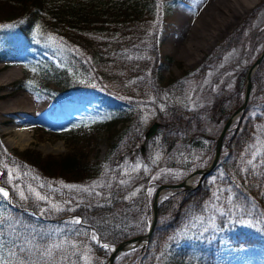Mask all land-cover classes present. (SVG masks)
<instances>
[{
  "label": "trees",
  "instance_id": "16d2710c",
  "mask_svg": "<svg viewBox=\"0 0 264 264\" xmlns=\"http://www.w3.org/2000/svg\"><path fill=\"white\" fill-rule=\"evenodd\" d=\"M159 1L163 0H0V35L6 45L5 53L49 55V59L30 57L27 60V65L38 75L47 77L44 74L51 73L50 78L53 75L57 81L58 74L66 73L69 68L79 69L90 75L96 89L106 96L125 104L155 105L157 134L161 137L159 163L196 170L207 164L193 166L197 160L193 157L196 154L198 162L201 161L211 152L217 138L207 135L208 123L220 124L221 130L230 114L240 106L251 64L247 67L236 61L202 88L199 81L226 50L245 40L248 18L215 46L194 72L185 79L165 83L160 74L162 56L157 45ZM24 81L27 90L36 91V80ZM169 92L190 94L192 103L181 98L165 99L164 95ZM107 119L99 121L105 124ZM69 129L72 142L64 155H41L31 149L8 152L0 142V185L10 194L5 214L19 221L17 228L21 232L51 233L56 242L70 239L80 245L81 252L85 246L90 248L87 253L90 264H103L109 251L100 245L107 243L112 247L121 240L144 234L150 222V218L142 216L144 208L148 209L143 197L149 183L148 174L141 169L125 176L121 168L123 151L143 143L144 132L138 122H133L126 130L115 133V137L109 138L104 164L95 165L87 160L83 143L87 141L85 129ZM80 129L83 142L78 143L73 141V135ZM253 145L264 146V56L251 75L246 107L223 137L215 167L196 180L195 187L169 192L160 199L147 244L123 253L113 264H166L161 254L169 240L179 229L207 212L216 215V224L221 227L232 220L234 232H226L229 244L225 252H215L222 240L217 236L206 250L201 248L202 255L209 251L210 259L205 262L200 259L197 264H240V260L264 264V164L258 163L255 172L241 171ZM259 160H264V155ZM10 165L22 172L31 169L41 188L53 180L61 181L63 186L77 185L90 191L62 188L61 192L72 200L73 208L45 211L51 207H43L29 195L21 199L14 187L17 180L10 183L6 179ZM136 186L139 187L137 195L130 197ZM228 197H233L231 203ZM246 211L250 215H245ZM71 215L85 221L75 228L87 229L89 233L95 231L99 243L84 235L76 236L75 228L67 223ZM240 218L251 222L242 223ZM71 260L74 264H85L80 253Z\"/></svg>",
  "mask_w": 264,
  "mask_h": 264
},
{
  "label": "rangeland",
  "instance_id": "374dc122",
  "mask_svg": "<svg viewBox=\"0 0 264 264\" xmlns=\"http://www.w3.org/2000/svg\"><path fill=\"white\" fill-rule=\"evenodd\" d=\"M204 2V0H163L157 3L158 7L161 8V15L157 18L156 27L157 45L162 56L160 74L165 83L169 80L185 79L187 74L194 72L204 62L211 50L247 18L248 26L244 33L245 40L226 50L222 58L206 70L199 81V87L202 88L219 72L236 61L247 64L248 67L264 47V0H254L249 9L235 19L236 21L234 20L229 24V27L223 26L211 37L207 43L209 47L202 45L195 58L185 56L179 49L180 47H175L171 43L172 35L182 19L183 22H186V31L189 30V27L191 28L190 25L194 24L197 19V9ZM221 20L222 17L214 24H220ZM212 29L209 27L207 31L214 32ZM186 39L182 43L190 41L188 37ZM194 41L195 38L191 42ZM193 44L197 45L198 42ZM5 50L6 45L0 35V142L8 152H21L24 149H31L40 152L41 155H64L69 152V144L72 142L69 128L72 127L74 130L84 128L87 141L81 140L82 129L73 135V141L76 140L78 143L83 142L85 144L88 152L87 160L90 163L102 165L105 162L107 144L111 136L115 137V133L126 130L133 122H138L141 130L145 133L155 122V105L147 102L125 104L106 96L96 89L90 75L79 69L69 68L66 73L58 74L56 78L58 83L53 75L50 78L51 73L44 74L47 77L41 74L39 76L26 62L30 57L36 60L49 59L47 53L30 52L31 54L28 56L27 54L5 53ZM25 79L37 81L36 91L32 92L25 88ZM164 98L171 100L181 98L186 103H192L190 94L169 92L164 95ZM20 100H23L21 105ZM200 100H196V102H200ZM33 102L36 107H32ZM12 103L14 106L11 105ZM10 105L14 108L13 110ZM159 105L162 106V102ZM5 107L8 108L5 109ZM16 107L18 109L22 107V110H18ZM106 117L108 118L107 123H100L99 120ZM113 119L116 120L115 123L109 124ZM220 127V124L209 122L207 135L218 136ZM216 131L217 135H214ZM68 136L69 140H67ZM160 138L156 127L154 134L146 138L143 143L124 150L122 154L121 168L125 176L137 173L141 169L149 176V183L143 192L144 202L148 209L144 208L145 211L142 214L148 219L150 218L151 202L156 186L161 183L178 182L193 171L182 166L160 164ZM213 149L214 145L211 152L199 162V157L195 154L193 158L194 160L197 158V160L193 166L198 163L203 166L208 164L213 155ZM137 165H139L138 168ZM9 170L13 172L11 180L8 175ZM197 178V176L192 178V184L196 182ZM6 179L10 183L17 180L14 187L18 193L23 191L25 196L29 195L35 198V194L29 190L30 187L46 196L47 201H40L43 207H51L52 204H55L61 209L66 208V206L73 208L72 200H68L65 194L61 192V189L65 188L61 181L48 180V185L41 188L38 186V177L31 169L22 172L14 165L7 166ZM0 187L3 186L0 185ZM137 189H139L138 186L133 191ZM148 190H151V195L148 194ZM129 196L133 197L131 194ZM5 203L10 204V198L8 201L0 199V212L6 213ZM67 218L69 222L78 217L71 215ZM216 218V215L207 212L204 216L195 219L189 226L179 229L178 233L165 246L164 262L166 264H197L200 259L204 262L208 261L210 259L208 257L209 251L205 253L207 255H202L201 248L206 250L211 242H215L216 236L222 240L218 245L219 249L215 252H225L227 250L226 245L229 244L226 232L230 230L234 232L232 226L234 222L229 220L225 226L221 227L216 224ZM61 225L66 227V224ZM205 229L208 230L205 231ZM221 244L225 245L222 247ZM120 256L118 255L113 263L117 262L116 260ZM240 264L260 263L240 260Z\"/></svg>",
  "mask_w": 264,
  "mask_h": 264
},
{
  "label": "snow or ice",
  "instance_id": "6c2138e0",
  "mask_svg": "<svg viewBox=\"0 0 264 264\" xmlns=\"http://www.w3.org/2000/svg\"><path fill=\"white\" fill-rule=\"evenodd\" d=\"M129 59H131V57H129ZM262 147L264 146L253 145L251 147V156L245 162V167L241 169L242 172H255L258 163L264 164V160L258 161V157L264 155ZM138 167L139 165H137V168ZM8 175L9 179L11 180L13 176L12 170H9ZM121 183H126V181H121ZM64 187L82 190L84 192L90 191L88 188L81 189L80 186L77 185H64ZM95 187L96 185L93 186V191ZM236 187L239 188L240 185L236 184ZM29 190L35 194L37 201L48 200L46 196L41 195L35 189L30 187ZM138 191L139 189L133 191L131 196H136ZM228 191H231V189H228ZM148 194L151 195V190H148ZM9 195V191L3 187H0V199L8 201ZM19 195L21 199H26L23 191H20ZM96 195H102V193H96ZM216 198L219 199V197ZM232 199L233 197H228L229 203L232 202ZM252 207L255 208L256 205L253 204ZM53 209L56 211L62 210L58 205L52 204L51 209H47L45 211ZM217 211L220 215H224V213L219 209H217ZM245 215H250V213L246 211ZM240 222L250 223L251 221H244L243 218H240ZM67 223L71 224L75 228L77 225L82 226L85 221H83L81 218H73ZM18 224V220H15L9 214L0 212V264H65L66 261L68 264H74V261L71 260V257L76 256L77 253H80L83 260L85 261V264H90V257L87 254L90 251V248L87 246H85L84 251L81 252L80 245L70 239L66 238L62 242H56L51 238V233L44 234L43 232H36L35 230L26 233L21 232L17 228ZM207 230L208 229H205V231ZM75 235H84L89 237L92 241L99 243V237L95 231L89 233L87 229L81 231V228H75ZM100 246L104 249H109L110 247L107 243H104ZM161 255L163 256V253Z\"/></svg>",
  "mask_w": 264,
  "mask_h": 264
},
{
  "label": "water",
  "instance_id": "95a60500",
  "mask_svg": "<svg viewBox=\"0 0 264 264\" xmlns=\"http://www.w3.org/2000/svg\"><path fill=\"white\" fill-rule=\"evenodd\" d=\"M263 56H264V47L261 50V52L258 54L256 59L251 63V65L249 66L247 70L242 103L230 114V116L227 118V120L223 124L216 138L215 145H214V152H213L210 162L207 164V166L203 168H198L196 170H193L186 178H184L183 180L179 182L161 183L157 185L155 188L154 194H153V198H152L150 223H149L147 232L144 234H138L130 238L124 239L118 242L115 246H113L110 249V254L108 257V264H112L114 259L118 255L124 252H127L129 250L136 249L138 247L141 248L147 244L149 236L152 233L155 223H156L158 201L160 198H162L164 193L168 191L175 192L181 189L193 188L195 186L191 183L193 177L198 176V180H200L204 175L208 174L215 167L219 159V156H220V151H221L224 135L227 133L231 124L234 122L237 116L246 107L247 101L249 99L250 90H251V75L253 71L255 70V68L257 67V65L259 64V62L261 61V59L263 58ZM157 126H158L157 122L152 123L151 126L147 129V131L144 134L145 138H148L149 136L154 134Z\"/></svg>",
  "mask_w": 264,
  "mask_h": 264
},
{
  "label": "bare ground",
  "instance_id": "6f19581e",
  "mask_svg": "<svg viewBox=\"0 0 264 264\" xmlns=\"http://www.w3.org/2000/svg\"><path fill=\"white\" fill-rule=\"evenodd\" d=\"M204 1L205 2L203 5L201 6L199 5L200 7L198 6L199 9H197V19L194 24L190 25L191 28L189 27V30L186 31V22H183L182 19L172 35L171 43H173L175 47H180L179 49L185 56L192 58H195L197 56V52L202 45L209 47L207 43L211 39V37H213L215 33L223 26L229 27L228 26L229 24H231L235 19L239 18L243 13H245L249 9V7L252 5L251 3L254 0H204ZM221 17H222L221 23L214 24L217 21H219ZM209 27H212L213 28L212 30L214 32H210V31L208 32L207 30L209 29ZM186 37H188L190 41H188V43L186 42L182 43L183 40H187ZM194 38H195L194 42H198L197 45L193 44L194 42L193 43L191 42L192 40H194ZM22 101L23 100H20V105ZM11 105L14 106L13 103ZM18 107L16 108L18 109ZM22 107L21 109L20 108L19 109L22 110ZM32 107H36L35 104ZM7 108L5 107V109ZM13 109L14 108H12V110Z\"/></svg>",
  "mask_w": 264,
  "mask_h": 264
}]
</instances>
